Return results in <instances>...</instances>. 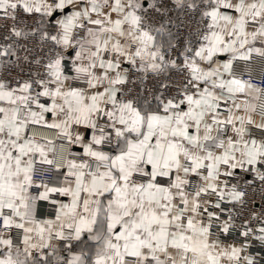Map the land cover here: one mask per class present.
<instances>
[{
    "label": "snow or ice",
    "instance_id": "snow-or-ice-1",
    "mask_svg": "<svg viewBox=\"0 0 264 264\" xmlns=\"http://www.w3.org/2000/svg\"><path fill=\"white\" fill-rule=\"evenodd\" d=\"M0 264H264V0H0Z\"/></svg>",
    "mask_w": 264,
    "mask_h": 264
}]
</instances>
